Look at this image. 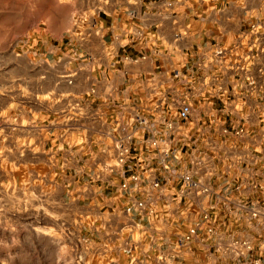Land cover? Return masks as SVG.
<instances>
[{
  "label": "crops",
  "instance_id": "0c3cea01",
  "mask_svg": "<svg viewBox=\"0 0 264 264\" xmlns=\"http://www.w3.org/2000/svg\"><path fill=\"white\" fill-rule=\"evenodd\" d=\"M90 1L96 5H88L89 0H0V168L15 178L44 179L49 207L58 189L56 204L79 223L82 241L101 246L106 264H130L116 250L118 237L125 235L119 222L120 178L113 174L90 183L83 177L103 160L109 107L129 106L147 78L169 93L173 70L194 75V65L203 62L198 77L214 73L208 59L213 48L238 42L255 20L264 33V0ZM255 64L253 99L240 112L221 116L229 121L247 116L245 135L231 141L229 159L214 164L216 174L229 181L250 175L264 181V118H258L264 114L257 111L264 91V52ZM132 217L145 231L144 245L161 225ZM152 249L144 264H159Z\"/></svg>",
  "mask_w": 264,
  "mask_h": 264
},
{
  "label": "built area",
  "instance_id": "2783aa9c",
  "mask_svg": "<svg viewBox=\"0 0 264 264\" xmlns=\"http://www.w3.org/2000/svg\"><path fill=\"white\" fill-rule=\"evenodd\" d=\"M260 27L255 20L238 42L213 48L208 59L214 73L198 77L203 62L194 65V75L173 70L169 93L147 78L129 106L116 104L117 112L109 107L103 160L83 177L90 183L120 178L125 235L116 250L130 264H144L152 248L159 264H264V181L252 175L229 181L214 170L231 156V141L245 135L247 116H221L240 112L253 99L251 70L264 52ZM222 73L230 79L224 81ZM257 111L264 114V91ZM132 215L161 225L144 245L145 231Z\"/></svg>",
  "mask_w": 264,
  "mask_h": 264
},
{
  "label": "rangeland",
  "instance_id": "374dc122",
  "mask_svg": "<svg viewBox=\"0 0 264 264\" xmlns=\"http://www.w3.org/2000/svg\"><path fill=\"white\" fill-rule=\"evenodd\" d=\"M91 4L96 5L89 0ZM12 173L0 168V264L108 263L99 254L102 247L86 245L79 223L56 204L58 189H53L54 205L49 207L44 179L35 182Z\"/></svg>",
  "mask_w": 264,
  "mask_h": 264
}]
</instances>
